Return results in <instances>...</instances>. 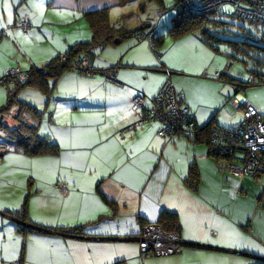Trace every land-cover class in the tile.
<instances>
[{
  "label": "crops",
  "instance_id": "0c3cea01",
  "mask_svg": "<svg viewBox=\"0 0 264 264\" xmlns=\"http://www.w3.org/2000/svg\"><path fill=\"white\" fill-rule=\"evenodd\" d=\"M143 2L0 0V78L12 68L42 67L91 42L89 13L108 10L118 29L150 28L94 51L90 63L108 76L66 71L49 81L50 94L24 89L38 93V105L22 102L42 114L38 132L59 153L29 156L12 144L0 155V264H264V185L257 184L263 177L234 178L223 171L222 161L210 154L209 135L201 132L221 127L223 108L238 113L229 87L203 78L206 70H220L219 52L197 34L174 40L168 26L153 18L131 26L135 11L157 9L155 2ZM130 5L135 7L128 11ZM112 14L121 15V22ZM19 19L30 22L27 31L17 27ZM150 30L163 36L158 52L138 37ZM167 80L185 96L196 118L194 133L162 138L160 122L139 124L133 99L144 96L151 107ZM232 87L244 100L245 89ZM24 118L37 125L30 114ZM18 127L17 121L0 129L9 144ZM192 167L199 173L197 188L188 182ZM62 183L68 194L60 191ZM24 207L27 223L13 215ZM166 215L176 216L177 233L189 245L180 254L142 261L135 238ZM79 226L83 235L56 231Z\"/></svg>",
  "mask_w": 264,
  "mask_h": 264
},
{
  "label": "built area",
  "instance_id": "2783aa9c",
  "mask_svg": "<svg viewBox=\"0 0 264 264\" xmlns=\"http://www.w3.org/2000/svg\"><path fill=\"white\" fill-rule=\"evenodd\" d=\"M182 11L195 16L227 14L226 6H231L233 15L247 22L264 26V0H180ZM158 10V15H163ZM30 22L19 19L17 27L27 31ZM148 39L150 35L139 36ZM62 61H67V55L61 54ZM87 54H81L71 61L72 71L87 76L107 75V70L94 68ZM113 80L115 77L109 75ZM222 74L213 75L204 73V77L220 79ZM27 71L20 68L8 70L0 78V86H10L14 81L24 82L28 79ZM249 84L264 85V80L250 76ZM151 107L146 106V98L137 96L132 101L133 109L140 113L139 124L147 121H158L161 128L158 136L172 139L177 136L194 133L197 124L194 114L186 104L185 96L178 92L172 81L167 80L157 96L151 100ZM231 104L234 106L241 119L236 126L228 128L212 127L208 140L210 154L222 161V170L234 178L261 179L264 177V115H261L249 101L240 100L235 95ZM18 111L12 109L0 114V125L9 127L10 123L17 122ZM12 145L4 138L0 130V152H6ZM62 194H68L67 184L59 185ZM139 243V257L143 261L148 257H168L180 254L187 244L177 232H166L158 224H146L141 234L135 238ZM18 264V263H14Z\"/></svg>",
  "mask_w": 264,
  "mask_h": 264
},
{
  "label": "trees",
  "instance_id": "16d2710c",
  "mask_svg": "<svg viewBox=\"0 0 264 264\" xmlns=\"http://www.w3.org/2000/svg\"><path fill=\"white\" fill-rule=\"evenodd\" d=\"M129 1L130 0H120V2L123 4H126ZM149 1L155 2L160 7L164 6V0ZM178 2H180V0ZM177 8L179 9V14L173 20L172 26L168 31L169 35L172 36L174 40L183 38L186 35L197 34L205 44L213 48L216 52H219V48L217 46L218 44H225L232 47V49L235 50L238 55L240 53H243L247 54L248 56L249 54L247 52L252 48H256L264 52V47L251 42L247 35H237V37H228L225 35L228 32L229 23L222 21L220 17L227 14L195 16L182 11L179 3H177ZM232 16L235 17L233 14ZM235 18L240 21L247 22L237 17ZM87 19L93 31V39L91 42L80 43L73 46L70 51L65 53V55H67L66 62L61 60L60 54L42 67H31L27 71L29 77L26 81H14L13 84L7 86V101L6 104L0 108V114L8 112L15 107L20 108V112H18L17 118L19 127L11 133V137L15 142H12L10 145L14 144L16 148L21 150L26 155H56L59 153V147L57 144L52 143L48 138L40 136L38 132V122H40L42 114H40L36 108L20 101L18 99L19 93L25 88H36L44 94H50L49 81L52 79H58L66 71H72L70 64L75 57L81 54H87L89 55V61L91 62V58L93 57V53L96 49H100L107 45H110L116 39L130 37L135 33L144 32L149 28V26H142L133 31L124 28H115L110 23L108 10H99L89 13L87 15ZM145 34L150 35L151 43H153L154 48L157 51V47H159V45L162 43L163 36L156 37L155 30H150ZM139 36H143V34H139L138 37ZM249 36L252 37L251 35ZM263 39L264 37H262V40ZM232 57L234 59H238L237 56ZM252 59L254 60L253 65L255 68L249 70L250 76H254L256 79L264 80V58L256 55V57H252ZM241 84L242 85L240 86L237 84L235 85L237 87L238 93L248 87L260 86V84L258 83L249 84L247 82ZM25 113L30 114L31 117L37 122V125L31 124L27 120H25ZM0 129L6 130L7 128L6 126L0 125ZM201 132L207 133L209 135L208 137H210L211 126L204 127ZM3 153H5V151L0 153V155ZM188 182L191 187L197 188V184L199 183V173L197 172L195 167H192L190 170ZM13 215H15L14 217L22 223H27L28 213L26 207H24V209L20 212L14 213ZM158 224L161 225L166 232H179V226L176 216L166 215ZM58 230L71 235H83L84 227L79 226L74 228L56 229V231Z\"/></svg>",
  "mask_w": 264,
  "mask_h": 264
},
{
  "label": "rangeland",
  "instance_id": "374dc122",
  "mask_svg": "<svg viewBox=\"0 0 264 264\" xmlns=\"http://www.w3.org/2000/svg\"><path fill=\"white\" fill-rule=\"evenodd\" d=\"M143 4H150L148 0H143ZM179 0H164V6L160 7L158 5L157 9L155 8H148V11L146 13H142L141 10L135 11L133 14H135V17L132 19V21L129 23L131 26L141 25L143 18H153L156 21H162V26L165 24V26H168V29L172 26L173 20L178 16L179 9L177 8V3ZM152 6V4H150ZM135 6L130 5L126 7V9L133 10ZM154 7V4H153ZM117 11H120V8H116ZM123 10V9H122ZM158 10H162L164 13L162 16L158 15ZM226 12L227 15L221 16V20L224 22L229 23L228 25V32L225 34L228 37H237V35H247L251 42H254L257 45H260L264 47V39L262 40V37H264V27L261 25H254L247 22L240 21L232 16L233 9L231 6H226ZM113 19L115 21L121 22V15L118 18L114 17ZM165 29V27H164ZM235 35V36H233ZM251 35L252 37H250ZM219 48L218 53V61H219V69L217 71L210 72L209 70H206L204 73H208L209 75H213L216 72L223 73L225 76L222 79V76L220 79H211L209 77H204L205 80H218L219 82H222L226 88H228V92H230L231 98L234 97L233 93L235 90V87H232L234 85H242L241 83H247L248 79L250 77V71L251 69H254V60L252 57H256V55L264 58V52L260 51L256 48H252L247 53L249 54H243L240 53L238 55L235 50L232 49V47L225 45V44H218ZM229 55V56H228ZM232 56H237L238 59H234ZM6 74V73H5ZM4 74V76H5ZM3 77V76H1ZM230 79H234V81H229ZM214 87V86H213ZM202 88L209 91L210 95H214L211 88L206 86V84L202 85ZM215 88V87H214ZM232 88V89H231ZM216 89V88H215ZM211 90V91H210ZM217 90V89H216ZM218 91V90H217ZM27 92H31L32 96H25ZM223 93H227L224 91ZM243 93V92H242ZM244 93H246V96H243L246 101H249L252 106L261 114L264 115V110L261 108V106H264V85L260 86H253L248 87L244 90ZM38 93H35L32 90H22L19 93L18 99L20 101H28L30 103H35L38 105V100L36 99V95ZM7 91L4 86H0V107H3L6 104L7 101ZM228 95V94H227ZM207 98L211 99L214 96H206ZM219 125L221 127H231L236 126L240 118H238V113L231 114L226 109H222L220 111V114L218 115ZM231 120L233 122H231ZM32 121H35L34 119ZM221 166L224 165L223 162H220ZM258 186L260 185L261 188H263L264 185V177L261 179L260 183H257ZM17 263V262H16Z\"/></svg>",
  "mask_w": 264,
  "mask_h": 264
},
{
  "label": "water",
  "instance_id": "95a60500",
  "mask_svg": "<svg viewBox=\"0 0 264 264\" xmlns=\"http://www.w3.org/2000/svg\"><path fill=\"white\" fill-rule=\"evenodd\" d=\"M189 244H186L185 246H188Z\"/></svg>",
  "mask_w": 264,
  "mask_h": 264
}]
</instances>
